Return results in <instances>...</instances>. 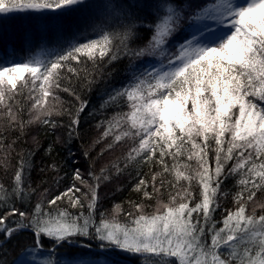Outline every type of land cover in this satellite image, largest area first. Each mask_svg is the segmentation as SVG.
<instances>
[{
    "label": "snow or ice",
    "instance_id": "1",
    "mask_svg": "<svg viewBox=\"0 0 264 264\" xmlns=\"http://www.w3.org/2000/svg\"><path fill=\"white\" fill-rule=\"evenodd\" d=\"M75 6L89 5L87 0H0V16L63 13ZM97 7L104 16L91 25L93 35L83 42L73 39L21 61L0 62V106L6 109L0 114L6 117L0 128L25 127L18 118L20 109L14 112L8 103L17 95L18 82L21 90L31 86L32 118L27 123L36 121L55 130L60 125L51 117L66 115L71 138L88 106L72 84L73 78L80 79L81 65L91 61L96 66L105 57L111 63L121 56H161L167 65L137 68L107 95L104 104L127 111L98 121L107 125L102 138L112 135L115 143L128 139L132 144L122 167L116 163L112 169L101 168L99 175L89 171L91 184L76 168L73 183L46 201L51 208L66 198L77 213L47 211L46 193L31 213L15 207L16 200H26L29 190L34 191L25 187L30 160L21 156L10 190L0 183V233L11 238L31 230L34 261L49 249L48 258L35 264H61L52 258L57 249L79 244L81 250H90L92 240L101 251L74 254L68 264H111L100 257L114 251L136 256L144 264H264V202L256 201L257 192H264V0H215L207 5L202 0H104ZM195 24H203L199 34L169 51L182 27ZM221 26L227 31L215 40L204 39ZM92 83L87 81L88 86ZM37 87L40 95L32 96ZM56 90L73 96L78 106L58 108L63 102ZM122 124L127 128L115 131ZM4 140L0 133V147ZM144 166L148 173L141 171ZM130 167L138 177L133 191L144 200L166 192L168 200L157 199L150 213L144 203L130 202L134 211L124 213L121 222L120 204L114 205L111 216L99 210L98 189L113 170L120 175ZM229 178H235V207L224 208L222 220H217L215 213L230 195L222 187ZM250 202L254 206L249 212Z\"/></svg>",
    "mask_w": 264,
    "mask_h": 264
},
{
    "label": "trees",
    "instance_id": "2",
    "mask_svg": "<svg viewBox=\"0 0 264 264\" xmlns=\"http://www.w3.org/2000/svg\"><path fill=\"white\" fill-rule=\"evenodd\" d=\"M211 0H202L206 5ZM104 0H91L88 7L76 6L73 10L67 12H53L41 14L38 20L46 29L45 34L34 32L29 34V38L22 37L24 29L21 28V22L30 19L29 15L14 14L7 18L0 16V62L5 60L21 61L27 59L31 55L41 53V49H51L57 44L64 46L70 40L83 42L86 37H91V25L98 21V18H103L104 11L97 7ZM112 3H117L119 0H111ZM23 16L25 18H23ZM20 18H23L20 20ZM186 26V25H185ZM187 33H179V40L186 36ZM146 36L147 33H141ZM114 43H118L115 41ZM143 43V42H142ZM157 57H142L128 58L121 56L118 60L108 63L107 57L105 62H100L93 66L91 61L81 65L80 79L73 78L72 84L77 89L81 99L88 102V106L80 115V125L76 135L69 138L66 125L68 117L66 115L54 114L51 119L55 120L60 126L52 130L50 127L43 125L40 122L33 121L27 123L32 118L29 109H31L33 99H30V87L20 89L21 82L17 84V95L13 100L8 101L13 107V111L18 112V118L25 121V127L8 129L5 131L0 128V133L6 136L3 147H0V183H3L10 190L13 184L14 173L18 167V161L21 156H27L30 160V168L26 182V188L30 185L29 196L26 200H16L15 207L21 211L31 213L35 205L40 202L41 194L46 193L45 209L55 213L57 209H67L75 214L78 209L71 208L67 199L58 201L57 205L47 206V199L59 195L62 191L68 188L72 183V175L76 168L81 170V174L91 184L93 181L88 176L89 171H94L97 175L100 169L108 167L112 169V165L120 163L123 166L124 158L132 144L131 140H122L119 143L113 142V136L110 135L102 138V133L107 125H99L98 121L105 117L112 116L117 111H127L126 108H118L111 102L104 104L107 95L112 89H119L125 84L135 69L143 70L148 68L152 61H156ZM75 65V62H73ZM26 79L28 76L26 74ZM93 80V83L88 86L87 81ZM37 81V86L39 85ZM63 86V82H62ZM56 95L63 102L61 107L78 106L77 101L73 96L61 90H56ZM32 96H39L37 89L31 93ZM49 103H52V97L48 98ZM103 104V108L101 105ZM6 109L0 106V114ZM6 120V117L0 115V123ZM127 125L122 124L120 131L126 129ZM59 137V140L57 138ZM15 141V143H13ZM109 143H112L111 149L108 148ZM11 144V149L8 145ZM51 145V151L49 146ZM85 151L89 153L86 157ZM112 151H118L115 157L107 163L108 156L113 155ZM31 154V155H29ZM110 154V155H109ZM194 165V162H192ZM56 165V169L52 165ZM154 170H158L157 166H153ZM143 173H148V166L141 168ZM138 177L134 168L120 175H116L112 171L111 179L102 181L98 189L99 210L105 211L109 216L112 214V209L115 204H120L124 209L118 219L123 222L126 218L124 213L134 211L130 206V202L144 203L145 211L152 212L156 207L157 199L167 203V193H163L159 197H154L153 200H144L140 193L133 191V185L137 182ZM58 181V182H57ZM78 186L79 182H76ZM183 183V182H182ZM83 188V186H81ZM230 195L225 197L221 202V209L215 213V219L222 220L224 208H234L235 205L231 198V193L237 189L235 187V178H229L222 186ZM87 190V189H84ZM193 190L198 191L196 182L193 181ZM256 201L264 202V192H257ZM254 206V202L249 203V212ZM3 204L0 203V208ZM2 214V212H0ZM259 215V210L257 212ZM18 218V217H17ZM13 219V218H10ZM221 226L218 224V227ZM33 234L29 229L15 233L11 238L0 233V261L3 264H19L20 259L25 257L33 245ZM87 242L82 239L81 243ZM98 243L92 240L93 247L89 249H80L79 244L61 247L56 250L53 259H59L61 264H66L69 258L75 255H81L85 252L98 253L101 249L96 248ZM49 249H45L40 254L42 260L48 258ZM101 260L109 259L111 264H144L136 256L128 255L120 252H112L108 256H101Z\"/></svg>",
    "mask_w": 264,
    "mask_h": 264
},
{
    "label": "rangeland",
    "instance_id": "3",
    "mask_svg": "<svg viewBox=\"0 0 264 264\" xmlns=\"http://www.w3.org/2000/svg\"><path fill=\"white\" fill-rule=\"evenodd\" d=\"M89 1H91V0H87V2H89ZM214 2H215V0H211L207 4H211V3H214ZM239 2L241 4H243V3L246 2V0H239ZM22 13H23V15L25 14V15H29L30 16V19L28 20V22H26V21H22L21 22V28L20 29L21 30L24 29V32H22V37H24L25 39H28L30 37L29 34L30 33H34L36 31L37 32H41L42 34H45L44 31H45L46 27L43 24L39 23L38 20H41V19H39V16L41 14L47 13L46 11H42V12L29 11V12L13 13V14L2 15L3 17H1V18H7V17H10V16H12L14 14L16 15V14H22ZM23 18H25V17L23 16ZM23 18H20V20H22ZM209 23H211V22H209ZM216 27L217 26L215 24H213V28H216ZM201 28H203V24H195V25H191V26H188V25L183 26L180 33H182V34L187 33L186 36L181 38L180 40L179 39L175 40L171 44V47L169 48V51H175L177 46L180 43L184 42L187 39H191L193 33L199 34V30ZM226 31H227V29L225 27L221 26V27H219L218 31L214 35L205 34L204 39H206V40H215L216 37H218L219 35L223 34ZM155 60L156 61H152L149 64L148 69L161 68L162 66L166 67L167 61L164 59V57L158 56V58L155 59ZM117 152L118 151H112L113 155L108 156L107 163L109 161H111L115 157ZM39 260H42L40 254L35 256V261H39ZM35 261H34V254L29 251L27 254H25V257L20 259L19 264H35ZM66 264H68V262H66Z\"/></svg>",
    "mask_w": 264,
    "mask_h": 264
}]
</instances>
